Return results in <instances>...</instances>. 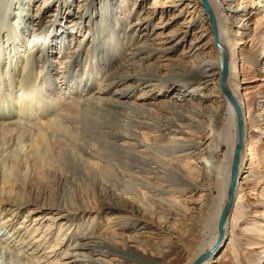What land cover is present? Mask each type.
<instances>
[{
    "label": "bare ground",
    "instance_id": "obj_1",
    "mask_svg": "<svg viewBox=\"0 0 264 264\" xmlns=\"http://www.w3.org/2000/svg\"><path fill=\"white\" fill-rule=\"evenodd\" d=\"M174 6L0 0L3 264H264V0Z\"/></svg>",
    "mask_w": 264,
    "mask_h": 264
},
{
    "label": "rangeland",
    "instance_id": "obj_2",
    "mask_svg": "<svg viewBox=\"0 0 264 264\" xmlns=\"http://www.w3.org/2000/svg\"><path fill=\"white\" fill-rule=\"evenodd\" d=\"M187 1L188 0H175V6L172 8V10L170 11V14L168 15V17H172L175 15V18L173 19L175 21H174L173 25L170 26V28H177L178 29L177 39L175 40V44L177 47H175V50L172 52V56L176 60V62L183 61L182 57L185 53V48L188 46V44L192 38L193 31L195 29H197V25L194 27H191L192 23L190 22V19H188L189 16L184 15V7H185V4L187 3ZM142 12H143V10H142ZM159 18H160V14H158V16L153 18V20L150 24V28H153L155 26V24L159 20ZM27 31H28V35H30V36H28V39H31V36H32L31 32H33V31H31L30 29H28ZM263 65H264V59L260 63V66H263ZM47 93H49V92L47 91ZM258 103L259 102L257 101L256 105ZM22 178L24 180V176H22ZM21 219L22 218H20V220ZM18 223H19V221L12 224L8 230L13 229ZM3 262H4V259L0 260V264H3Z\"/></svg>",
    "mask_w": 264,
    "mask_h": 264
},
{
    "label": "water",
    "instance_id": "obj_3",
    "mask_svg": "<svg viewBox=\"0 0 264 264\" xmlns=\"http://www.w3.org/2000/svg\"><path fill=\"white\" fill-rule=\"evenodd\" d=\"M238 110H239V109H238ZM238 113H240V112L238 111ZM240 146H241V139H240L239 142H238V148H240ZM231 202H232V196H231L230 202H229V204H228V206H227V208H226L227 211H228V209H229V207H230V205H231ZM227 211L225 210L224 215L226 214ZM224 215H223L222 220L224 219Z\"/></svg>",
    "mask_w": 264,
    "mask_h": 264
}]
</instances>
